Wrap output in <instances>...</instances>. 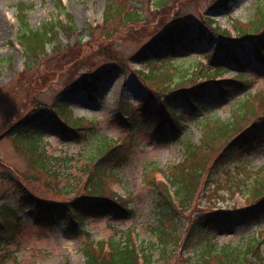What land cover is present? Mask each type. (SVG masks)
<instances>
[{"label":"rangeland","instance_id":"374dc122","mask_svg":"<svg viewBox=\"0 0 264 264\" xmlns=\"http://www.w3.org/2000/svg\"><path fill=\"white\" fill-rule=\"evenodd\" d=\"M58 1L0 0V206H9L23 217L19 230L9 227L2 231L12 237L8 246L0 245V264H86L82 251L86 236L79 237L71 224L60 218L53 226L44 221L37 223V207L22 205L21 197L29 191L41 199L64 202L87 194L93 184L102 186L105 195L114 194L111 192L114 190L117 196L125 197L135 214L125 219L108 214L87 217L89 240L120 239L125 232L131 231L137 248L151 251L152 264H225L224 256L199 263L201 245L212 240L219 246L244 245L253 236L264 238V211L253 218H241L236 211L249 202V187L259 186L255 181L264 179L263 141L261 145L238 151L237 160L226 164H213L217 152L200 149V160L205 154L211 155L206 159V170L201 174L194 199L186 208L178 205L175 209L174 216L181 221L174 232L181 234L180 242H169L165 247L160 243L158 234L153 231V226L159 222L162 195L157 186L166 187L163 182L166 172L187 157L186 138L200 143L202 129L200 124L194 123L197 117L185 115V134L178 140L165 139L156 131L138 107V101L154 95L158 103L156 88H160V84L158 79L144 80L136 70L148 72L151 68H160L165 61L140 63L134 59L157 35L180 22L190 33L185 45L178 47L175 63L187 66L201 60L207 63L208 55L215 51L217 40L221 39L218 28L231 30L233 37L236 27L252 30L258 20L264 19V13L256 9L264 4V0H234L227 8L216 6V0H172L161 9L153 0H138L132 4L123 1L124 9L140 8L147 19L143 23L119 26L110 35L107 32L115 26L113 19L105 28L99 27L106 0H62L63 8ZM19 2L30 4L26 13L33 27L48 19L63 17L69 11L84 37L81 44H78L80 36L69 37L62 33L61 39L64 46L70 44L68 47L56 52L48 46L46 53L28 61L23 47L17 42L21 27ZM89 24L96 27L92 32H89ZM263 32L264 26L255 31L256 36ZM241 55L245 67H234L218 78L233 77L237 75L236 70H241L249 90L236 92L234 97L211 106L206 113L228 119L250 92L247 125L264 113V68L247 50ZM87 73H104L95 81V99L83 89L70 90L73 81ZM125 100L134 101L133 124L129 123L130 118L118 116L119 103ZM61 103L68 104L66 110L82 118V126L93 123L101 134L118 144L124 142L117 151L119 154L130 152L127 163L117 159L109 163L92 159L94 142L85 136L63 140L59 136V125L53 122V118H58L53 110L62 109ZM38 105L46 108V115L38 120L37 128L24 138L23 143L37 142L48 154L58 156L57 166L64 177L50 176L34 167L31 155L18 142L15 133L9 131L14 123L34 113ZM181 111L179 106L178 113ZM215 148L218 150L217 144ZM11 173L15 180L10 179ZM152 177L154 179H150ZM222 210H234L231 223L217 224L198 232L188 246H182L185 232L194 220L208 212ZM165 226H172V221ZM257 264H264V259L258 258Z\"/></svg>","mask_w":264,"mask_h":264},{"label":"trees","instance_id":"16d2710c","mask_svg":"<svg viewBox=\"0 0 264 264\" xmlns=\"http://www.w3.org/2000/svg\"><path fill=\"white\" fill-rule=\"evenodd\" d=\"M123 1L132 4L138 0H106L107 6L99 27L105 28L109 25L107 23L113 19L112 23L115 26L107 32L109 35L119 26L135 25L143 23L147 19L140 8L124 9ZM153 1L161 9L172 0ZM232 1L234 0H216L215 5L227 8V5ZM58 5L61 8L64 7L62 0L58 1ZM29 6L30 4L25 5L23 2L17 4L20 14L18 16L21 21L17 42L23 47L28 61L46 53L48 46L56 52L68 47L70 44L64 46L65 43L61 39L62 33L69 37L75 36V34L80 36L78 44H81L84 37L70 12L66 11L64 18L54 17L44 21L38 27H33L29 23L26 13ZM256 9L258 12L264 13V4ZM258 22V24H254L252 30L236 27L234 37L231 30L219 27L218 33L221 39L217 41L215 51L208 55L207 63L203 60L196 61L190 66L175 63L176 58L174 56L179 51L178 47L185 45V39L190 33L187 30L188 27L181 26L180 22L171 27L172 29L157 35L134 57L140 63L165 61L160 64V68L154 67L148 72L145 70L144 72L143 69L136 70V73L144 80L158 79L160 84V88H156L157 98L160 99L158 103L154 95L144 96L138 101V107L144 112L146 119L155 126L156 131L161 132L165 139L178 140L185 134L186 120L183 119L185 115L192 116V118L197 117L194 123L195 125L200 124L202 129L200 143H193L186 138L185 152L187 157L185 161L172 166L166 172L167 177L163 182L168 188L157 186L162 195H160L159 203V222L153 226V231L158 234L159 241L164 247L169 242H180L181 234L177 235L174 232L176 225L181 221L177 215L174 216L177 213L175 209L178 205L186 208L192 202L199 189L201 174L206 170L205 162L211 154L208 156L205 154L200 160L199 150L217 152L213 164H226L237 160L235 156L238 151L247 150L252 145H261L264 141V113L245 125L246 115L250 107V102L247 100L251 96L250 92H248L247 98L237 105L232 116L228 119L206 113L211 106L234 97L236 92L249 90L247 81L243 78L244 72L241 70H236L237 75L233 77L218 78L219 75H223L234 67L241 69L245 67L241 52L247 50V53L253 55L264 68V32L259 36H256L255 33L257 29L264 26V19L258 20ZM93 28L96 27L89 24V32H92ZM196 36L199 37L198 34ZM110 70L111 68L104 73ZM102 75L87 73L81 79L74 80L70 90L83 89L90 98L95 99L93 94L94 90H97L95 81L101 79ZM61 105L62 109L53 110L58 118H52L53 122L59 125V136L63 140L85 136L86 139L94 142L92 159L106 163L117 159L121 163H127L130 152L126 151L119 154L117 151L124 142L118 144L101 134L100 129L93 123L89 126H82V118L74 116L71 110L67 111L68 104L61 103ZM133 106L134 101L125 100L121 101L118 107V116L125 119L130 118L131 122L129 123L131 124H133V118L136 115ZM179 106L182 107L181 113H178ZM34 110H36L34 113H29L14 123L9 131L15 133L18 142L22 143L27 154L31 155V163L34 167L50 176L64 177V173L57 166L60 160L58 156L48 154L46 149L37 142L23 143L24 138L37 128L38 120L46 115V108H43V105L36 106ZM216 144L218 150L215 148ZM159 172L164 173L162 170ZM10 179L15 180L16 177L11 173ZM150 179H154V177ZM17 183L21 186L20 181L17 180ZM255 184H259V186L249 187L247 205L236 210L241 218H253L264 210V179L255 181ZM23 189L25 188L23 187ZM113 191L111 190L114 194L105 195L102 192V186L93 184L87 194L64 202L41 199V197L28 191L21 197V204L38 207L37 223L44 221L53 226L56 219L60 218L64 223L71 224L72 229L76 231L79 237L84 234L86 242L82 246V251L86 257V264H142V261L143 264H152L154 259L151 251L148 248L139 250L131 231L125 232L123 238L120 239L110 237L105 241L89 240L91 233L86 228L87 217L108 214L125 219L135 214V210L128 205L125 197H119ZM233 211L208 212L194 220L185 232L182 246H188V243L194 239L198 232L206 231L217 224L231 223L234 218ZM22 221L23 217L15 209L5 205L0 206V245L8 246L10 237H12H7L2 234V231L9 229V227H18L19 230ZM168 221H172V226H165ZM262 245H264V238L260 236L250 238L244 245L237 244L234 246H219L213 240L208 241L201 245L198 262L202 263L212 257L224 256L225 264H257L258 258L264 259ZM1 264H5V262Z\"/></svg>","mask_w":264,"mask_h":264}]
</instances>
